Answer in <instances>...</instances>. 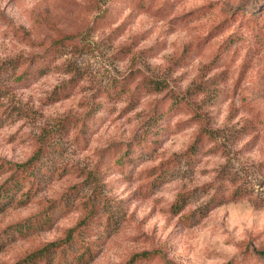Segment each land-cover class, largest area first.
<instances>
[{"label":"rangeland","instance_id":"374dc122","mask_svg":"<svg viewBox=\"0 0 264 264\" xmlns=\"http://www.w3.org/2000/svg\"><path fill=\"white\" fill-rule=\"evenodd\" d=\"M262 251L264 0H0V264Z\"/></svg>","mask_w":264,"mask_h":264},{"label":"trees","instance_id":"16d2710c","mask_svg":"<svg viewBox=\"0 0 264 264\" xmlns=\"http://www.w3.org/2000/svg\"><path fill=\"white\" fill-rule=\"evenodd\" d=\"M30 63H32V64L37 63V64H38V62H37V60H36L35 57H33V58L31 59ZM36 68H38V65H37ZM37 70H38V69H37ZM21 73H29V71H28V70H24V71H22ZM22 76H23V75H19V76L16 77V78L20 79V78H22ZM24 166H25V165H17V166H16V170H15L16 172L13 174V177H22L23 170H22V171H20V170H21L22 168H24ZM11 180H12V177L9 178L8 182L6 183V186H7L9 183H11ZM12 187H13V185L10 186V188H12ZM10 188L7 187V189H5L4 192L7 194L8 191L11 190ZM11 192H12V190H11ZM20 228H21V227H20ZM23 228H24V227H23ZM25 228H26V226H25ZM262 254H264V251H262ZM143 256H146V254L143 253V254H140V255H136V256L133 257V259H135V258H136V259H139V258H141V257H143Z\"/></svg>","mask_w":264,"mask_h":264}]
</instances>
